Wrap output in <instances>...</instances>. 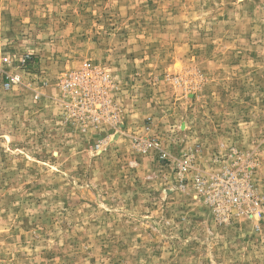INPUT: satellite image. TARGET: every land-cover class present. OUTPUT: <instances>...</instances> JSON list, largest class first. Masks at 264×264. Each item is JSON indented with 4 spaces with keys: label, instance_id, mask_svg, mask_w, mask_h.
Listing matches in <instances>:
<instances>
[{
    "label": "rangeland",
    "instance_id": "1",
    "mask_svg": "<svg viewBox=\"0 0 264 264\" xmlns=\"http://www.w3.org/2000/svg\"><path fill=\"white\" fill-rule=\"evenodd\" d=\"M0 47V264H264V0H0Z\"/></svg>",
    "mask_w": 264,
    "mask_h": 264
},
{
    "label": "built area",
    "instance_id": "2",
    "mask_svg": "<svg viewBox=\"0 0 264 264\" xmlns=\"http://www.w3.org/2000/svg\"><path fill=\"white\" fill-rule=\"evenodd\" d=\"M0 61L4 63H8L10 61L8 55H4L2 48L0 47ZM20 81V75L18 74H8L7 75V81L5 85L7 87H10L12 84L18 83ZM162 156H167L166 152L162 153ZM185 163H188L187 161H183V165ZM185 167V166H184ZM209 180V179H208ZM201 181V191H205V188H208V184L212 185L214 187V196L218 195V197L223 196L228 199V201H231L232 203L238 204L242 202V200L246 201L248 199H251L252 192L245 193L244 190L241 187L240 181L238 177L234 173H225L223 175H218L212 177V184L210 181ZM257 203V201H255Z\"/></svg>",
    "mask_w": 264,
    "mask_h": 264
}]
</instances>
